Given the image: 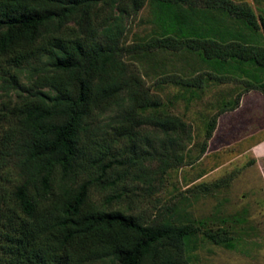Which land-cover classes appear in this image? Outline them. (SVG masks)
Segmentation results:
<instances>
[{
    "label": "trees",
    "instance_id": "16d2710c",
    "mask_svg": "<svg viewBox=\"0 0 264 264\" xmlns=\"http://www.w3.org/2000/svg\"><path fill=\"white\" fill-rule=\"evenodd\" d=\"M148 1L0 0V61L17 68L37 63L27 93L0 117V264H182L183 253L197 243L205 221L146 224L121 208L91 201L93 180L54 184L58 171L67 177L96 170L103 186L113 187L122 179L107 175L115 164L148 170L146 164L158 160L161 173L192 165L208 150L221 115L237 109L252 90L264 94V15L248 2L151 0L160 7L162 31L122 44L127 20ZM199 4L223 11L241 29L198 16ZM158 49H188L208 66L191 77L167 76L165 82L192 89L234 77L246 84L237 100L210 120L200 155L186 164L182 153H171L185 123L147 93L124 60ZM110 109L116 110L111 131L101 138L92 119ZM146 126L164 133L160 146L142 133ZM122 140L128 148L119 159L113 147ZM13 169L20 179L8 176ZM135 178L150 180L144 170ZM121 197L111 195L107 202ZM239 218L222 217L226 226L207 227L202 235L235 248Z\"/></svg>",
    "mask_w": 264,
    "mask_h": 264
},
{
    "label": "rangeland",
    "instance_id": "374dc122",
    "mask_svg": "<svg viewBox=\"0 0 264 264\" xmlns=\"http://www.w3.org/2000/svg\"><path fill=\"white\" fill-rule=\"evenodd\" d=\"M234 1H246L258 15H264L263 0ZM100 6L101 3L97 4ZM195 8L201 11L198 16L202 18H216L241 29L240 23L221 10L206 8L202 4ZM159 12L160 7L149 0L143 9L127 20L128 28L122 44L133 45L160 33ZM124 60L129 71L142 79V87L147 93L162 99L165 110L185 123V130L175 133L179 136L178 144L171 148V153H182V163L185 164L200 155L210 120L220 110L232 105L246 88L245 83L234 77L209 80L205 87L192 89L163 81L167 76L171 77L169 80L191 77L208 70L199 54L188 49L131 53L124 56ZM34 65L37 63L17 68L5 60L0 61V117L27 93ZM15 74L18 75L17 81ZM240 104L238 109L220 116L208 150L192 165H177L161 173L158 160L147 163L148 170L115 164L107 170V175L112 179L122 176V179L113 187H104L96 178L99 176L96 170L72 173L67 177L58 171L54 184L78 185L93 180L89 191L91 201L103 208H121L142 218L146 224L171 221L179 225L205 221L195 246L183 253L182 264H264V157L255 154L264 153V147H257L255 152L247 151L248 147L237 141L239 135L252 133L261 127L259 112L264 108V97L256 92L247 93ZM115 113V109H110L94 114L91 127L97 130L99 137L108 131L110 133ZM142 133L150 136L157 147L165 137L164 133L151 126H146ZM127 148L126 140L115 142L113 156L124 159ZM142 170L148 173L150 180L135 178ZM126 171L129 175L125 179ZM8 176L12 180L20 179L16 169ZM118 193L122 197L109 204L107 197ZM231 215L240 216L234 225L235 248L215 244L203 237L205 228H216L222 217Z\"/></svg>",
    "mask_w": 264,
    "mask_h": 264
},
{
    "label": "crops",
    "instance_id": "0c3cea01",
    "mask_svg": "<svg viewBox=\"0 0 264 264\" xmlns=\"http://www.w3.org/2000/svg\"><path fill=\"white\" fill-rule=\"evenodd\" d=\"M253 92H256L260 96L264 97V94L261 93L260 91H257V90H252V91L248 92V94L253 93ZM240 105H242V104H240ZM239 107H241V106H239ZM259 113L261 115V120H260V122H262L261 127L255 131H252V133L249 132L248 134H245V135H239V137L237 139L238 144L248 147L247 151L255 152L254 149H256L257 147H264V108L262 110H260ZM231 130H233V129H231ZM255 154L259 157H264V153L257 154L255 152Z\"/></svg>",
    "mask_w": 264,
    "mask_h": 264
}]
</instances>
